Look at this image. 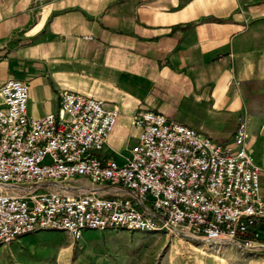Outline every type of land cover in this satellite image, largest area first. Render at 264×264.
Here are the masks:
<instances>
[{
  "label": "crops",
  "instance_id": "crops-1",
  "mask_svg": "<svg viewBox=\"0 0 264 264\" xmlns=\"http://www.w3.org/2000/svg\"><path fill=\"white\" fill-rule=\"evenodd\" d=\"M8 78L27 84L31 117L56 114L64 92L115 108L100 154L117 163L136 141L135 113L221 143L244 117L264 198V0H0Z\"/></svg>",
  "mask_w": 264,
  "mask_h": 264
},
{
  "label": "built area",
  "instance_id": "built-area-1",
  "mask_svg": "<svg viewBox=\"0 0 264 264\" xmlns=\"http://www.w3.org/2000/svg\"><path fill=\"white\" fill-rule=\"evenodd\" d=\"M27 84H0V246L41 230L186 231L207 242L264 249L259 168L245 147L246 118L216 142L151 111L122 163L100 150L117 110L72 92L56 114H26Z\"/></svg>",
  "mask_w": 264,
  "mask_h": 264
},
{
  "label": "rangeland",
  "instance_id": "rangeland-1",
  "mask_svg": "<svg viewBox=\"0 0 264 264\" xmlns=\"http://www.w3.org/2000/svg\"><path fill=\"white\" fill-rule=\"evenodd\" d=\"M0 264H264V249L211 243L186 231L83 230L73 241L65 231L41 230L0 246Z\"/></svg>",
  "mask_w": 264,
  "mask_h": 264
},
{
  "label": "bare ground",
  "instance_id": "bare-ground-1",
  "mask_svg": "<svg viewBox=\"0 0 264 264\" xmlns=\"http://www.w3.org/2000/svg\"><path fill=\"white\" fill-rule=\"evenodd\" d=\"M174 233H176V231H173ZM204 256V255H203Z\"/></svg>",
  "mask_w": 264,
  "mask_h": 264
}]
</instances>
